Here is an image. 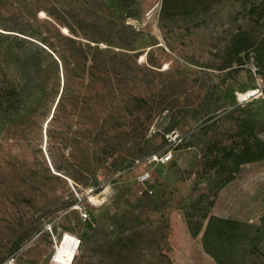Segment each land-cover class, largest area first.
<instances>
[{
    "label": "rangeland",
    "instance_id": "rangeland-1",
    "mask_svg": "<svg viewBox=\"0 0 264 264\" xmlns=\"http://www.w3.org/2000/svg\"><path fill=\"white\" fill-rule=\"evenodd\" d=\"M160 2L0 0L8 30L44 35L47 8L78 32L74 39L98 45L87 53L91 70L70 45L65 71L40 58L41 73L27 75L14 56H30L40 43L0 30L25 39L4 57L0 37V264H55L64 233L78 240L72 264H216L201 244L210 215L246 222L256 236L253 251L242 243L226 254L230 264H264V232L254 233L264 216V159L230 173L220 151L238 148L245 124L264 142V71L251 58L235 71L224 66L232 34L263 30L264 0H223L194 27L165 29ZM12 82L17 96L6 88ZM249 90L255 94L237 97ZM190 222L202 225L197 236Z\"/></svg>",
    "mask_w": 264,
    "mask_h": 264
},
{
    "label": "trees",
    "instance_id": "trees-1",
    "mask_svg": "<svg viewBox=\"0 0 264 264\" xmlns=\"http://www.w3.org/2000/svg\"><path fill=\"white\" fill-rule=\"evenodd\" d=\"M223 0H161L160 7L158 11V26L161 29H165L168 27V24L176 23L178 21L183 22H191V26H195L196 24L192 21L199 16H205L209 13L211 7L215 4H219ZM43 11L50 17L49 22H45V34L43 35L41 32L30 31L28 32L25 29H18L17 31L8 30L5 26L0 25L1 31H12L19 33L23 36L31 38L37 42H39V46L34 48V52L30 55H15V59L18 61L22 74H31L41 73L39 70L40 67V58L46 61L47 64L52 65L56 68V60H58L61 64L62 70H66V61L71 55L70 48L68 46L75 45L77 48L74 52L82 53L80 58V62L83 66L88 69H92V65H86L89 57L87 53L89 51L98 52V45L95 44L91 46L89 43L82 42L80 40L74 39V37H79L78 32L69 24L67 20L64 18H60L55 16V14L48 10L47 8H42ZM256 8H249L248 12L252 16L255 12ZM34 19V18H33ZM258 19V18H256ZM60 26L65 27L68 30L67 35H62L58 29L60 30ZM261 26L263 30L259 35L252 36L248 31H237L232 34L228 44L225 48L224 55V66L232 67L235 65L233 70L235 71L237 68L242 66V64L249 61L251 58L254 62V65L257 70L264 71V22H262ZM190 29L189 26L185 28L186 32ZM141 32H135V35H140ZM52 36L64 42V48H60L51 40ZM2 40L6 41L3 49V56H12V48L11 44H20V42H25V39L21 38L17 40V38L10 39L7 36H3L0 34ZM93 43H98L97 41H91ZM38 45V44H37ZM130 48L133 45L129 46ZM134 50V49H129ZM117 57H121V54H115ZM138 53H134L133 63H136ZM56 57V58H55ZM92 63H95V60H90ZM94 61V62H93ZM97 62V60H96ZM30 69V70H28ZM89 75L92 76L91 72ZM8 92H13L14 96L19 95L18 85L15 83H10L7 85ZM62 89V93L56 103L54 113L52 115L51 120L56 117V114L59 110L63 97L65 95V90ZM21 95H23L21 93ZM96 124H89V127H95ZM243 134L241 135L240 142L238 148L234 147H223L220 150L224 159L230 161L233 167L231 168V172H237L238 167L241 164L250 163L253 161L264 159V142L258 140L254 133L252 132V128L245 124L243 126ZM173 150L179 149V144L173 143ZM165 153V152H163ZM215 159V156L212 158ZM56 172H58L59 168L55 166ZM228 174L225 178L224 183L230 181L232 179V175ZM75 200H71L67 203L66 206H71L75 204ZM261 226L254 228V233L257 234L262 230L264 232V216L260 218ZM189 230L192 236H197L200 231L202 225L194 226L193 222H190ZM251 226L242 221L228 219V218H220L213 215L208 217L207 223L201 234V244L203 250L210 255L216 264H230L229 261L225 259V256H231V254L235 251L236 247L242 243H245L249 246L250 251L254 250L255 238L256 236L251 235L250 233Z\"/></svg>",
    "mask_w": 264,
    "mask_h": 264
},
{
    "label": "bare ground",
    "instance_id": "bare-ground-1",
    "mask_svg": "<svg viewBox=\"0 0 264 264\" xmlns=\"http://www.w3.org/2000/svg\"><path fill=\"white\" fill-rule=\"evenodd\" d=\"M40 14L43 15V12H40ZM62 32L64 34H69L68 30L65 27H62ZM253 94H255V92H252L251 90H249L246 93H238L237 97L243 100V99H246L247 97L253 96ZM46 125L47 124H45V127ZM52 171L54 173H57L53 168H52ZM67 180L68 182H70V179L67 178ZM89 200L94 203L97 202V200L94 197H89ZM77 249H78V240L74 236L68 233H64L62 237L60 238L59 242L55 246V250L53 254V262L55 264H72L74 257L76 255Z\"/></svg>",
    "mask_w": 264,
    "mask_h": 264
},
{
    "label": "built area",
    "instance_id": "built-area-1",
    "mask_svg": "<svg viewBox=\"0 0 264 264\" xmlns=\"http://www.w3.org/2000/svg\"><path fill=\"white\" fill-rule=\"evenodd\" d=\"M170 160H171V154L170 153H166V154L165 153H162L159 156V161H160L161 164H167ZM148 178H149V175L148 174H142L140 176V182L143 183V182L147 181ZM81 217L82 218H86V214L85 213H82L81 214Z\"/></svg>",
    "mask_w": 264,
    "mask_h": 264
},
{
    "label": "water",
    "instance_id": "water-1",
    "mask_svg": "<svg viewBox=\"0 0 264 264\" xmlns=\"http://www.w3.org/2000/svg\"><path fill=\"white\" fill-rule=\"evenodd\" d=\"M60 31H62V28H60ZM49 167L51 168V170H52V167L49 165ZM64 178V177H63Z\"/></svg>",
    "mask_w": 264,
    "mask_h": 264
}]
</instances>
